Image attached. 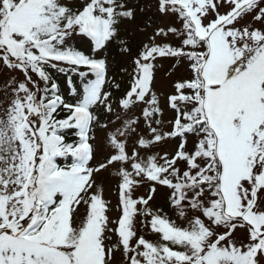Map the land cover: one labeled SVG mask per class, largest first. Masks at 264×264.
I'll use <instances>...</instances> for the list:
<instances>
[{
	"label": "snow or ice",
	"instance_id": "obj_1",
	"mask_svg": "<svg viewBox=\"0 0 264 264\" xmlns=\"http://www.w3.org/2000/svg\"><path fill=\"white\" fill-rule=\"evenodd\" d=\"M0 264H264V0H0Z\"/></svg>",
	"mask_w": 264,
	"mask_h": 264
},
{
	"label": "rangeland",
	"instance_id": "obj_2",
	"mask_svg": "<svg viewBox=\"0 0 264 264\" xmlns=\"http://www.w3.org/2000/svg\"><path fill=\"white\" fill-rule=\"evenodd\" d=\"M131 28L134 30L135 25H132ZM164 68L158 73V86L161 88L166 87L167 81L162 79L165 75V73L168 71V63L167 61H164ZM165 148H171V145H165ZM114 181H109V187L111 188V191H108L106 194L108 197L112 200L113 204L116 202V196H115V189H114ZM113 215H116L115 211L113 212Z\"/></svg>",
	"mask_w": 264,
	"mask_h": 264
},
{
	"label": "trees",
	"instance_id": "obj_3",
	"mask_svg": "<svg viewBox=\"0 0 264 264\" xmlns=\"http://www.w3.org/2000/svg\"><path fill=\"white\" fill-rule=\"evenodd\" d=\"M51 71H52L54 78L57 80V82H59L62 85V87H64L66 90V76L55 70H51Z\"/></svg>",
	"mask_w": 264,
	"mask_h": 264
}]
</instances>
